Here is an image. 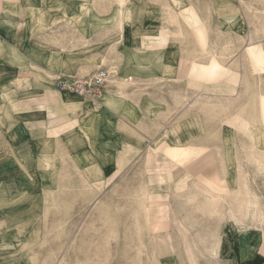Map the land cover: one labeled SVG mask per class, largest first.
Returning a JSON list of instances; mask_svg holds the SVG:
<instances>
[{
    "label": "rangeland",
    "instance_id": "rangeland-1",
    "mask_svg": "<svg viewBox=\"0 0 264 264\" xmlns=\"http://www.w3.org/2000/svg\"><path fill=\"white\" fill-rule=\"evenodd\" d=\"M88 1L95 15L118 17L116 6L120 0ZM125 1L137 2L147 12L145 16L176 18L174 25L166 26L175 32L177 42L190 45L191 61L185 73L189 79L181 73L175 80L168 78L172 82L167 83L160 75L150 86L159 95V116L169 120L165 125L170 148L177 158L170 161L174 167L163 164L167 158L164 151L159 154V163L148 162L147 146L164 137L163 131L157 138L152 135L145 141L135 163L112 172L110 180L95 188V200H89L88 188L82 187L79 174L70 178V167L64 169L68 176L63 175L55 185L56 192H46L32 184L34 199L29 201L30 209L26 208L30 211L25 216L26 223L8 221V213L4 215L0 209V264H197L199 242L202 246L214 241L215 235L233 234L242 241L264 239V219L260 217L264 214V144L255 146L234 125L237 120L264 124V65L248 56L250 47L264 52V0H185L186 8L176 7L172 0ZM227 15H232L233 22L225 18ZM35 28H39L34 33L38 39L53 31L49 26ZM163 31L165 35L166 30ZM97 35L105 37L107 32ZM34 81L45 86L48 93L53 91L42 74H35ZM188 92L190 103L185 117L199 120L201 128L174 131L176 122L178 127L183 117L182 106ZM7 98L13 102L10 94ZM143 129L144 133L153 132L148 126ZM3 166L0 177H8L14 184H9L8 189L12 193L22 190L18 183L20 170ZM233 168L240 184L238 197L237 190L231 191L226 183L228 169ZM158 173L170 174L168 178H157ZM245 185L252 197L245 193ZM86 191L88 197L84 199ZM145 191L154 201L150 202L148 214L141 206ZM205 194L218 202L208 203ZM245 197L258 206L252 204L246 209ZM16 209V215L24 212Z\"/></svg>",
    "mask_w": 264,
    "mask_h": 264
},
{
    "label": "crops",
    "instance_id": "crops-1",
    "mask_svg": "<svg viewBox=\"0 0 264 264\" xmlns=\"http://www.w3.org/2000/svg\"><path fill=\"white\" fill-rule=\"evenodd\" d=\"M133 4L143 14L126 22L120 1L118 17H101L88 0H0V167L6 164L20 170L18 183L23 189L13 193L24 197L18 209L26 214L16 216H29L32 184L56 192L55 185L68 176L67 167L72 170L70 178L79 174L85 180L82 187L89 186L93 200L99 184L104 185L112 172L135 163L145 141L163 131L160 142L147 146L148 162L159 163L164 151L163 164L174 167L170 161L177 158L165 125L169 120L159 116V95L150 86L160 75L167 83L181 73L189 79L185 73L191 61L190 45L177 42L175 32L168 29L176 18L145 16L143 7ZM232 15L225 18L233 22ZM35 26H49L53 31L38 39ZM104 30L105 37L97 35ZM100 66L118 73L100 101L58 87V76L81 78ZM38 73L50 82L51 93L35 83ZM7 94L14 97L13 102ZM189 96L188 92L183 101V120ZM144 126L153 132L144 133ZM169 174L158 173L157 178ZM9 184L13 183L8 177H0V185ZM206 195L205 200L214 197ZM214 237L202 246L199 242L197 264H264V239L242 241L233 234Z\"/></svg>",
    "mask_w": 264,
    "mask_h": 264
},
{
    "label": "bare ground",
    "instance_id": "bare-ground-1",
    "mask_svg": "<svg viewBox=\"0 0 264 264\" xmlns=\"http://www.w3.org/2000/svg\"><path fill=\"white\" fill-rule=\"evenodd\" d=\"M172 2H173V4L176 6V7H183V8H186L187 6H188V4H186L185 3V0H172ZM120 3H121V5L122 6H125V9H124V13H123V16L126 18V22H132V18L133 17H139V15H142L143 14V11H136L134 8H133V6L131 5V4H128V3H126V1L125 0H120ZM229 20H231L230 18H229ZM258 28V27H257ZM264 45V44H263ZM251 49H250V51H249V53H250V55H248L249 57H251V59H253L252 61L253 62H255V63H257V64H262V65H264V52L262 51V50H259V51H255V47H250ZM248 62H249V60H247ZM173 71V70H172ZM171 72V71H170ZM165 73V72H164ZM168 73V72H167ZM262 98V97H261ZM252 103V102H251ZM262 104V103H261ZM256 106V105H255ZM258 109V108H257ZM243 116H244V114H243ZM264 117V116H263ZM224 118V117H223ZM251 120V119H250ZM254 120V119H253ZM234 125L235 126H238V129H242L243 131H244V133L247 135V136H249V138L251 139V141L253 142V144L256 146H261V145H263L264 143H263V135H264V124L263 123H260V122H258V121H253V122H248V123H245V124H243L242 122H240V120H237V121H235L234 122ZM197 128V129H200L201 128V124L199 123V120H197V119H193V120H190L189 118H185V120H183V119H181L180 120V122H179V124H178V128L181 130V131H183V130H186V129H191V128ZM173 132V131H172ZM186 135V134H185ZM161 139V138H160ZM157 142H160L159 140H156L155 141V145L157 144ZM129 147V146H128ZM131 147H134V146H131ZM131 149V148H130ZM260 149V148H259ZM123 150H125L126 151V149H123ZM124 151V152H125ZM141 152V151H140ZM126 153V152H125ZM138 153V152H137ZM123 155V154H122ZM137 156V155H136ZM125 158V157H124ZM121 160V159H120ZM124 161V163L126 162L125 161V159L123 160ZM131 163V162H130ZM129 163V164H130ZM122 165H124V164H121V166ZM125 166V165H124ZM127 166V165H126ZM79 167V166H78ZM56 169V168H55ZM77 170H79V168L77 169ZM264 171V170H263ZM80 172V171H79ZM83 172V171H82ZM238 176H239V174H238ZM86 177V176H85ZM84 177V178H85ZM242 178V177H241ZM239 180V179H238ZM59 181V180H58ZM85 181V180H84ZM83 181V182H84ZM88 181V180H87ZM227 182H228V186H229V189L231 190V191H236L237 190V197H238V195H240L239 193V189H240V184L238 183V181H237V179H236V173H235V169H230L229 170V176H228V179H227ZM240 182V181H239ZM84 183H86V182H84ZM82 185V184H81ZM90 185V184H89ZM144 185V184H143ZM141 186H142V184H141ZM140 185H139V188L141 189L142 187H141ZM145 186V185H144ZM79 187V186H78ZM89 187V186H88ZM87 186H85V188H88ZM80 188V187H79ZM84 188V187H83ZM91 188V187H90ZM146 188H147V186H146ZM245 188H246V190H245V193H251V191H250V189L245 185ZM45 189V188H44ZM143 189V188H142ZM91 190H92V188H91ZM94 190V189H93ZM81 191V190H80ZM80 191H78L79 193H80ZM88 192H91L90 191V189L88 188V190H87ZM98 191V190H97ZM47 192V191H46ZM84 192V191H83ZM201 192V191H200ZM86 193V192H85ZM84 193V194H85ZM93 193V192H92ZM91 193V194H92ZM95 193H96V191H95ZM136 193V192H135ZM203 193V192H202ZM15 194H17L16 196H14ZM10 193V191H9V189H8V187L7 186H4V185H0V209H2L3 210V214L4 215H6L7 213V220L8 221H13V220H17L16 221V223L17 224H24V223H26L27 221H26V217H24V218H22V219H20L19 217H21V216H16V212H17V207H18V204H20L19 202H21L22 200H23V196H21V195H19L18 193ZM45 194V193H44ZM47 194V193H46ZM87 194V193H86ZM137 194V193H136ZM136 194H135V197H137L136 196ZM204 194V193H203ZM246 194V195H247ZM47 195H49V193L47 194ZM140 195H141V193H140ZM206 195V194H205ZM251 195V194H250ZM250 195H249V197H250ZM87 196H88V194H87ZM139 196V195H138ZM142 196H144V198L142 197ZM207 196V195H206ZM230 196V195H229ZM95 197H97L96 195H95ZM99 197V196H98ZM141 197L143 198V201H142V204H141V206L143 207L142 209H143V211L144 212H146V214H148V212H149V210L147 209L148 208V206L150 205V197H151V195L148 193V192H144V195L142 194L141 195ZM251 197H252V195H251ZM250 197V198H251ZM133 198V197H132ZM139 198V197H138ZM138 198H137V200H138ZM243 198V197H242ZM86 199H87V197H86ZM100 199V198H99ZM141 199V198H140ZM255 199H257V198H255ZM50 200H51V197H50ZM81 200H82V198H81ZM89 200H90V197H89ZM94 200H95V198H94ZM102 200V199H101ZM133 200V199H132ZM137 200H135V202L137 201ZM215 200H216V198L215 197H213L212 199L211 198H207L205 201H207L208 203H211L212 201H214L213 202V204L215 203ZM243 200V199H242ZM241 200V201H242ZM88 201V200H87ZM138 201H140L141 202V200H138ZM217 202H218V200H216ZM240 201V202H241ZM244 201H246L245 203V207H246V209H250L249 207H250V205H254V206H258V204L256 203L255 204V202H253L251 199H247L246 200V197H245V200ZM46 202H47V200H46ZM88 202H90V201H88ZM134 202V201H133ZM139 202V203H140ZM93 203V202H92ZM94 203H95V201H94ZM101 203H102V201H101ZM100 203V204H101ZM104 203V202H103ZM109 203V202H108ZM107 203V204H108ZM138 203V202H137ZM137 203H134V204H137ZM222 203V202H221ZM89 204V203H88ZM217 204V203H216ZM241 204V203H240ZM45 205V204H44ZM47 205V204H46ZM54 205H55V203H54ZM105 205V204H104ZM103 205V206H104ZM208 205V204H207ZM215 205V204H214ZM239 205V204H238ZM243 205V204H242ZM99 206V205H98ZM125 206V205H124ZM138 206V205H137ZM136 205H135V207H137ZM34 206H32V208H33ZM58 207V206H57ZM129 207V206H128ZM130 207H132V206H130ZM204 207V206H203ZM232 207V206H231ZM243 207V206H242ZM46 208H47V206H46ZM92 208H93V206H92ZM91 208V209H92ZM258 208V207H257ZM47 209H49V208H47ZM101 209V208H100ZM103 209V208H102ZM124 209V208H123ZM128 209V208H127ZM141 209V208H140ZM9 210L10 211H12V212H9ZM120 210V209H119ZM122 210V209H121ZM131 210V209H130ZM133 210H134V208H133ZM138 210V209H137ZM136 210V211H137ZM258 210V209H257ZM125 211V210H124ZM128 212H130V211H128ZM133 212V211H132ZM135 212V211H134ZM139 212H140V210H139ZM138 212V213H139ZM99 213H100V211H99ZM124 213V212H123ZM131 213V212H130ZM137 213V212H136ZM137 213V214H138ZM44 214V213H43ZM102 214V213H101ZM120 214V213H119ZM127 214H129V213H127ZM133 214V213H132ZM40 215V214H39ZM45 215V214H44ZM46 215H48V214H46ZM93 215V214H92ZM97 215V214H96ZM100 215V214H99ZM133 216V215H132ZM137 216V215H136ZM129 217V216H128ZM145 217V216H144ZM260 217L262 218V219H264V214L263 213H261L260 214ZM45 218H46V216H45ZM96 218H97V216H96ZM20 219V220H19ZM108 219V218H107ZM149 218L147 217L146 218V223L148 224V220ZM95 220V219H94ZM109 220H111V219H109ZM134 220V219H133ZM261 220V219H260ZM3 221V220H2ZM1 221V222H2ZM126 221H127V219H126ZM136 222H138L137 220H135ZM5 222V221H4ZM46 222H47V220H46ZM45 222V223H46ZM93 222V221H92ZM91 222V223H92ZM96 222V221H95ZM94 222V223H95ZM110 223H111V221H110ZM114 223V222H113ZM112 224V223H111ZM116 224V223H115ZM135 224V223H134ZM138 224V223H137ZM137 224H135V225H137ZM145 223L143 222V225H144ZM15 225V224H14ZM45 225V224H44ZM88 225H90L89 223H88ZM88 225H86V226H88ZM93 225H95V224H93ZM114 226V225H113ZM146 226V225H145ZM145 226H142V228L141 229H143V227H145ZM148 227V226H147ZM85 228H87V227H85ZM116 228V227H115ZM46 229V228H45ZM139 229V228H138ZM138 229H136V230H138ZM140 229V230H141ZM147 229V228H146ZM47 230V229H46ZM79 230V229H78ZM112 230V229H111ZM144 230V229H143ZM83 231V230H82ZM138 232V231H137ZM144 232V231H143ZM140 233H142V230L140 231ZM138 235H139V233H138ZM142 235V234H141ZM148 235V234H147ZM105 237V236H104ZM110 237V236H109ZM74 238H76V237H74ZM142 240V239H141ZM109 242V241H108ZM141 242V241H140ZM143 243V242H142ZM105 244V243H104ZM142 246V245H141ZM139 247V246H138ZM29 252V251H28ZM16 253V252H15ZM50 254V253H49ZM136 255V254H135ZM47 256V255H46ZM97 256V255H96ZM104 258H106L105 256H103ZM34 258V257H33ZM63 259V258H62ZM32 260V259H31ZM64 260V259H63ZM62 260V261H63ZM66 260V259H65ZM61 261V260H60ZM136 262V261H135ZM65 263H66V261H65ZM136 263H138V262H136ZM33 264V263H32ZM135 264V263H134Z\"/></svg>",
    "mask_w": 264,
    "mask_h": 264
},
{
    "label": "built area",
    "instance_id": "built-area-1",
    "mask_svg": "<svg viewBox=\"0 0 264 264\" xmlns=\"http://www.w3.org/2000/svg\"><path fill=\"white\" fill-rule=\"evenodd\" d=\"M117 73L107 68H98L85 77L58 76V87L89 98L100 101L104 92L108 89L110 80L116 77Z\"/></svg>",
    "mask_w": 264,
    "mask_h": 264
}]
</instances>
